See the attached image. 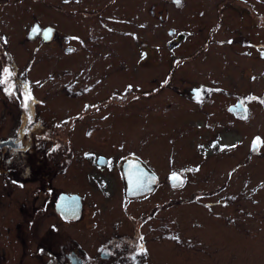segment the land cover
I'll return each instance as SVG.
<instances>
[{
  "label": "rangeland",
  "instance_id": "1",
  "mask_svg": "<svg viewBox=\"0 0 264 264\" xmlns=\"http://www.w3.org/2000/svg\"><path fill=\"white\" fill-rule=\"evenodd\" d=\"M108 1L0 0V80L3 81L0 83V141L14 136L20 119L17 105L22 102L10 100L14 95L10 90L12 86L6 82L10 76L18 88L20 100L27 97L26 102L33 104L30 114L51 124L63 117H72L85 102L105 98L127 84L135 86L139 83L143 91H149L170 68V60L183 56V52L191 54L204 41L200 35H205L220 17L221 25L214 33L218 42L210 43L186 66H178L169 85L174 90H185L186 86L218 80L225 87L222 81L230 74L237 84L231 91L228 88L231 93L247 100L249 95H255L253 119L241 124L240 134L246 140L251 133L257 132L262 140L261 155L248 159L240 151L215 163L209 160L212 155L202 160V155L198 154L197 158L198 152L207 151L205 147L211 131H205L202 126L194 128V125L189 129L188 114L195 112L196 108L189 107L184 99L173 97L170 100L171 93L166 90L148 99L139 97L125 108L119 107V103L111 104V109L98 113L112 111V125L108 119L104 122L96 119L94 123H97L91 127L93 136L86 137L85 141L79 136L77 141L70 137V142L77 147L82 142L97 146L110 141L118 155L131 152L144 158L163 183L167 172L178 171L183 176L187 173L183 189L172 191L166 183L161 184L158 191L129 206L134 215L142 214L143 219L147 216L141 229L145 241L154 247L147 251L152 259L153 250L159 246L168 252L163 261L164 258L165 262L176 261L171 264H264V60L257 56L256 50L260 47L243 54L248 49L241 45L249 38L255 45H264V24L256 26L255 22L259 17L264 23V0H115L102 9ZM234 7H244L248 12L251 8L253 10L250 15L241 17L232 9ZM99 8L102 9L100 20L114 17L117 23L107 22V26L95 15L89 17L88 12L98 13ZM148 8L152 10L151 18L147 15ZM216 9L223 11L217 14ZM157 15H161L164 21ZM36 23L53 29L56 38L47 44L44 41L38 43V40L28 42L30 36L27 37L26 32L31 33L33 27L30 24ZM182 28L199 29L200 32H195L191 43L169 50L166 32L169 29L180 32ZM230 30L233 31L229 33ZM36 35L32 34L30 38ZM227 36L234 43H222ZM148 45L152 48H147ZM65 48L71 50L65 51ZM148 49H153L155 54L144 52L141 60V51ZM147 54L150 55L148 59ZM140 60L141 81L133 75L137 67H130L131 63H140ZM148 60L155 65L151 73L147 70ZM13 106H17L16 114ZM156 111H161L160 118L151 115ZM222 118L218 114L212 116L210 123L214 120L221 123ZM158 123L163 126L159 127ZM88 124L86 121L78 123L72 134L78 135L79 132L85 138L83 132ZM96 133L98 135L94 137ZM221 137H227L225 132ZM49 147L50 142L41 143L38 149ZM37 157L36 168L41 167L42 162V157ZM77 158L81 157L75 155L65 175H69V169L78 168L75 166ZM26 159L20 155L8 161L9 168L14 166L19 172L24 187L14 186L2 203L8 214L2 222L4 228H0V264H41L31 255L36 244L30 245L27 252L17 237L21 221L18 211L23 207L26 213L33 206L36 185L33 177L41 175L36 168L31 169ZM241 161L244 165L231 172L227 180L229 184L222 187L226 170L232 162ZM192 165L194 176L190 171ZM70 179L54 177L52 186L58 190ZM64 186L76 189L74 184ZM51 220V217H45L41 221L45 243H54L49 230ZM78 241L81 247L88 249V245L82 244L87 239L81 241L79 238ZM157 257L160 259L159 255ZM45 259L48 264V258Z\"/></svg>",
  "mask_w": 264,
  "mask_h": 264
},
{
  "label": "flooded vegetation",
  "instance_id": "2",
  "mask_svg": "<svg viewBox=\"0 0 264 264\" xmlns=\"http://www.w3.org/2000/svg\"><path fill=\"white\" fill-rule=\"evenodd\" d=\"M114 1L109 0L105 2L102 9L106 7V4L113 3ZM99 9L96 10L99 11L98 13H94L95 11L88 12L91 14H89V17L95 15L100 20L99 17L102 9ZM223 9H216L217 14H220ZM232 9L237 11L241 17H244V14L250 15V12L253 10L251 8L248 12L244 7H234ZM86 14L87 12L85 13L84 11L85 19H87ZM147 15L148 18L153 16L151 9L148 10ZM157 18L162 22L164 21L161 15H157ZM100 22L103 25L107 24L109 26L108 23H117V19L111 17L105 19V21L102 19ZM255 22L256 26L264 24L259 17H257ZM30 25L36 31H32L31 33L26 32L27 37H32V34L37 35L35 38L28 37V42L38 40V43L44 41L47 44L56 38L53 29L41 27L38 23ZM220 25L221 18L218 17V21L213 27L208 28L205 35H200V38L202 37L204 41L200 45H197L191 54L187 55L184 53L183 51L186 50L184 49L182 51L183 56L173 57L169 62L170 68L164 74L163 78L155 86L151 85L149 91H143L139 83L135 86L127 84L122 90L112 92L105 98L95 100L94 102H85L82 104V109L77 111L78 113L72 117H63L59 121H52L51 124H48V121L45 122L42 118L36 119L30 114V107L33 104L26 102L27 97L20 100L22 104L17 105L18 107L13 106L12 108L15 114V107L19 109L17 114H20V119L16 126L17 130L14 136H8L5 140L0 141V228H4L2 222L8 214L4 211V204L2 203L11 194L14 186L18 188L24 187V183L19 178L17 169L11 165L9 168V158L13 156L20 157V155L25 156L32 167L31 169L34 170L36 168L35 165L39 161L37 156H40V158L42 157L41 167H37L35 170L41 175L37 174L35 178L33 177L36 183L33 188V206L27 209V214L24 212L23 207L20 209V212L18 211L21 221L18 223L20 225L18 227L17 237L22 240V246H24L27 252L31 248L30 245L36 244L37 248L35 252L31 251V255L37 257L41 261V264L47 263L45 258H48V264H151L150 262L152 261L171 264V262H176L174 259L165 262V258L163 261L162 258L168 252L159 246H157V250H153L152 259V255L148 254L149 252L147 251H151L154 247L149 246L148 240L145 241L144 230L141 229L144 226L142 222L145 218L147 219V216L145 215L143 219L142 214L134 215V211L132 212L129 206L137 200L148 197L158 191L161 188V184L164 185L166 183L172 191L183 189L186 186L187 173L184 172L185 176H183L178 171L167 172L165 183H163L160 175L144 158H140L131 152L118 155L115 152V146L109 144L110 141L106 142L105 145L97 146L84 145V142H82L80 143L81 145L74 147L71 145L70 137L74 141H77V137L79 136L85 141L86 137L93 136L94 130L91 127L97 123H94L96 119H98L97 121L103 122L108 119L110 121L109 124L112 125L114 123V119L111 117L112 111L106 114L98 112L100 110L111 109V104L113 103H119V107L125 108L130 102L139 100V97L148 99L151 96H157L161 90H166V93H171L170 100L173 97L184 99L185 101L187 100L186 102L189 107L196 108L195 112L188 114L189 123L187 125H189V129L193 128L194 125V128L202 126V128H205V131H211V136L207 137V145L205 147L207 151L195 153L197 158L198 154L202 155L200 157L202 160L212 155V158L209 160L212 159L211 163H215L219 159L228 158L230 155H235L240 151L247 155L248 159L261 155L263 147L259 134L257 132L251 133L246 140L240 134L242 129L241 124L249 123L253 119V107L255 106L254 103L257 102L255 95H249L250 98L247 100L245 97L231 93V89H235L237 84L231 78L230 74H227V77L222 81V83H225V87L223 85L221 86L218 80L186 86L185 90H180L179 88L174 90L169 85L173 77L172 73L178 66L182 64L186 66L188 62H192L199 53L203 52L210 43L218 42L214 38V33ZM239 29L244 31L243 27ZM180 30V32H175V30L169 29L166 32L169 41L167 42V48L169 50H177L181 47V44L183 47L184 44L191 43L195 32H200L199 29L190 31L182 28ZM232 31L230 30L229 33ZM45 32L48 33L47 36H45ZM228 41L234 43L229 36L221 40L224 44ZM241 45L248 49L243 54L249 53V49H257L260 47L256 50L257 56L259 59L264 60V45H255L250 38L242 41ZM148 47L152 48V45H148ZM70 50L65 48V51ZM152 50H142L141 54L144 52L155 54L154 50ZM138 54L141 55L140 52ZM149 54H147V59L150 56ZM142 56L143 54L141 55V60H143ZM141 60L140 63L134 62L130 64V67L132 65L137 67L135 74H133L132 68L130 74L132 72L133 75H137V80L139 81H141L140 73H142ZM151 62L150 60L147 62V70L150 73L155 67ZM10 81H13L12 76H10ZM160 112H152L151 115L160 118L162 116ZM98 114L99 117H96ZM217 114L221 118L223 117L220 119L222 122L220 123L218 120H214L210 123L212 116L216 117ZM226 120L228 121L226 122L227 126L223 129L222 126ZM82 121L90 123L83 132L85 138L79 132L77 133L78 135L72 134L76 132L73 130ZM157 125L159 127L163 126L159 123ZM109 129L112 131L111 128ZM70 130L72 131L69 132ZM224 132L227 137L223 139L221 134ZM96 135L98 134L96 133L94 137ZM47 142H50L51 148L38 149L39 144ZM75 155L81 157L77 158L75 162V166L78 168L76 170L69 169V175H65V171L71 166L70 164ZM130 158L137 160L143 165L141 168L144 169L145 177L141 178L140 184L136 188L128 191L126 177L123 173V163ZM64 159L66 161L65 165H63ZM244 161L232 162L230 168L226 170L225 184L222 187L229 184L227 182L229 174L241 168L244 165ZM198 164V162L195 164L196 167ZM191 167L192 169L190 171L193 173V165ZM145 168L148 170V173L150 172L155 176L152 188V185H150L151 177L149 174L147 175ZM175 174L180 175L181 184L176 187L170 185L169 180V177ZM57 176L64 180L72 178V180L65 181V184L72 186L74 184L76 185V189L65 187L64 184L63 188L55 190L52 183L54 177ZM192 176H194V173ZM25 214L27 215L26 220ZM45 217L52 218L49 230L54 238V243L44 242L45 234L42 231L41 221ZM1 238L2 236H0ZM79 238L81 241L87 239L82 244L88 245V249L81 247L80 241H78ZM90 239L94 241H90ZM88 250H90L89 253L87 252ZM157 255L160 256V259L158 257L156 259Z\"/></svg>",
  "mask_w": 264,
  "mask_h": 264
},
{
  "label": "water",
  "instance_id": "3",
  "mask_svg": "<svg viewBox=\"0 0 264 264\" xmlns=\"http://www.w3.org/2000/svg\"><path fill=\"white\" fill-rule=\"evenodd\" d=\"M31 35V34H30ZM143 166L140 164L137 160L135 159H127L123 163V173L124 176L126 177V184L128 187V191H131L133 188H136L140 184L141 178L145 177L144 169L141 168ZM139 170H137V169ZM145 171L147 172L148 170L145 168ZM149 174L150 178V185L151 188L153 187L154 179L155 176L154 174H151L150 172H147V175ZM170 180V185L176 187L180 186V175L175 174L169 177ZM150 188V189H151Z\"/></svg>",
  "mask_w": 264,
  "mask_h": 264
},
{
  "label": "trees",
  "instance_id": "4",
  "mask_svg": "<svg viewBox=\"0 0 264 264\" xmlns=\"http://www.w3.org/2000/svg\"><path fill=\"white\" fill-rule=\"evenodd\" d=\"M9 78V77H8ZM7 82V84H9V85H11L12 87L10 88V90H11V92L14 94V95H12L11 97H10V100L11 101H13L14 100V102H16V101H20V95H19V92H18V88L16 89V87L14 86V82L13 81H10V78H9V80L8 81H6ZM9 90V89H8ZM21 98H22V96H21ZM23 99V98H22Z\"/></svg>",
  "mask_w": 264,
  "mask_h": 264
},
{
  "label": "snow or ice",
  "instance_id": "5",
  "mask_svg": "<svg viewBox=\"0 0 264 264\" xmlns=\"http://www.w3.org/2000/svg\"><path fill=\"white\" fill-rule=\"evenodd\" d=\"M33 31H36V29H33ZM47 32H45V36H47ZM5 71H7V70H5ZM0 83H3V81L2 80H0ZM197 95H199V93H197Z\"/></svg>",
  "mask_w": 264,
  "mask_h": 264
}]
</instances>
